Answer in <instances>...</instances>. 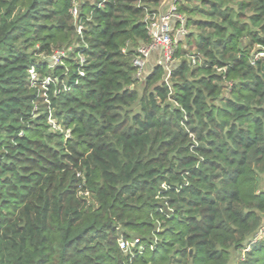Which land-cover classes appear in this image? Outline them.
<instances>
[{
	"label": "trees",
	"instance_id": "trees-1",
	"mask_svg": "<svg viewBox=\"0 0 264 264\" xmlns=\"http://www.w3.org/2000/svg\"><path fill=\"white\" fill-rule=\"evenodd\" d=\"M194 1L165 81L162 0H0V264H264V0Z\"/></svg>",
	"mask_w": 264,
	"mask_h": 264
},
{
	"label": "built area",
	"instance_id": "built-area-1",
	"mask_svg": "<svg viewBox=\"0 0 264 264\" xmlns=\"http://www.w3.org/2000/svg\"><path fill=\"white\" fill-rule=\"evenodd\" d=\"M179 3H181V0H171L166 11H158L157 13L146 16L144 21L149 42L141 44L136 49V55L132 61L133 67L136 70L135 77L137 79L146 73L148 61L153 55L155 56L154 65L163 67L166 72L165 81L169 78L172 71L175 48L179 39L188 32L185 27L186 17L178 12ZM71 13L75 16L77 14L76 9H72ZM63 56L65 55L62 51H56L53 56H51L52 63H58L59 59ZM256 56L262 57L264 56V53H259ZM80 61H82V58H80ZM28 72L30 74V79L35 80L36 75L33 68L28 70ZM79 74L82 75V73ZM50 82L51 79L47 77L43 80L42 84L47 85ZM48 121L53 130L59 129L51 119L50 115ZM65 133L67 136L69 135L68 130ZM263 236L264 226L259 229L251 243L261 239ZM137 243V239L131 242H124L122 239L118 240L119 248L123 252H126L129 247L133 248Z\"/></svg>",
	"mask_w": 264,
	"mask_h": 264
},
{
	"label": "rangeland",
	"instance_id": "rangeland-1",
	"mask_svg": "<svg viewBox=\"0 0 264 264\" xmlns=\"http://www.w3.org/2000/svg\"><path fill=\"white\" fill-rule=\"evenodd\" d=\"M165 2H166V0H162L161 5L158 8V11H159V9L161 7H163V5H165ZM194 4H196V2L194 0H181V5H190V6H192ZM188 32H189V30H188ZM153 65H154V63H153ZM258 186H259V190L264 191V173L261 174L260 178L258 179ZM263 218H264V216H263ZM263 226H264V220H263Z\"/></svg>",
	"mask_w": 264,
	"mask_h": 264
},
{
	"label": "crops",
	"instance_id": "crops-1",
	"mask_svg": "<svg viewBox=\"0 0 264 264\" xmlns=\"http://www.w3.org/2000/svg\"><path fill=\"white\" fill-rule=\"evenodd\" d=\"M170 2L171 0H166L165 5H163V7L159 9V12L166 11L170 5ZM154 61H155V56L153 55V57H151L148 61L147 68H146L147 70H150L152 68Z\"/></svg>",
	"mask_w": 264,
	"mask_h": 264
}]
</instances>
